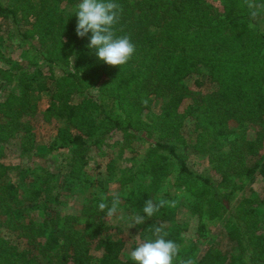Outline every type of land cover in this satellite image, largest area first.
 Listing matches in <instances>:
<instances>
[{"label":"trees","instance_id":"obj_1","mask_svg":"<svg viewBox=\"0 0 264 264\" xmlns=\"http://www.w3.org/2000/svg\"><path fill=\"white\" fill-rule=\"evenodd\" d=\"M78 1L0 3V16L10 20L15 39L36 51L42 62H32V70L23 72L0 67V150L23 134L19 153L27 162L11 167L0 154V264H136L130 252L138 243L154 240L158 225L165 226L166 239L181 245L174 264L193 256L197 264H264V235H258L264 194L252 191L232 206L236 191L264 180V33L251 26L249 16V4L262 0H114L123 9L114 32L129 36L136 46L123 66L97 57L88 47L91 33L77 36L73 12ZM21 22L31 28L21 32ZM200 67L207 68L217 89L200 94L181 112L188 93L183 81ZM97 87V93L89 92ZM43 95L50 99L44 116L59 123L61 145L51 150L68 149L60 154L57 174L51 172L48 154L43 155L44 169L30 162L44 148L34 147L32 127L22 120ZM155 99L163 101L160 114L151 111ZM187 122L195 134L189 142L183 133ZM251 126L257 128L255 138L248 135ZM117 135L123 138L121 154H130L123 149L133 142L150 150L130 170L118 172L119 178L114 164L103 170L97 165V174L86 170V138L99 148ZM191 149L209 159L207 174L191 168ZM14 171L22 182L12 177ZM54 176L55 195L45 190ZM111 183L119 186L123 221L106 218L98 208L101 195L110 203ZM169 184L173 188L168 190ZM63 188H85L94 196L80 215H67L62 212ZM172 190H180V203L175 196V206L165 203L143 224L129 227L127 218L143 215L147 200L171 202ZM26 209L42 211L44 221H22ZM182 209L192 217V237L190 228L176 227ZM224 213L229 215L225 232L238 247L221 251L212 240ZM108 220L115 225L107 227ZM91 244L102 251L97 263Z\"/></svg>","mask_w":264,"mask_h":264},{"label":"rangeland","instance_id":"obj_2","mask_svg":"<svg viewBox=\"0 0 264 264\" xmlns=\"http://www.w3.org/2000/svg\"><path fill=\"white\" fill-rule=\"evenodd\" d=\"M8 3L10 0H0V3ZM80 2V0L78 1ZM219 4V3H217ZM260 10L261 15L258 17L255 21H252L251 26L257 28V30L262 31L264 33V0H262L260 3L256 4ZM62 6L65 8V3L62 4ZM73 7V6H72ZM72 7H68L67 11L72 12L74 9ZM73 14H76V10L73 12ZM33 21V20H32ZM21 32H25L27 29H30L31 26L28 25L25 22H21ZM16 36L14 34L13 26L11 25V22L8 18H4L0 16V67L4 68H19L17 71H26V70H32L30 65L31 63L35 62L38 65H41L42 62L40 59L36 60L37 52L34 50H31L27 46H22L20 43L15 39ZM73 62L70 60L68 63V67L73 71L72 69ZM45 63L43 62V66ZM27 74V73H26ZM26 74L24 73L22 77H26ZM184 85L188 89V93L184 99V102L182 104L181 112H183L187 106L192 105L196 102L197 98L200 94H210L213 91L217 89V85L211 82V80L208 77V71L206 67H200L197 72L188 78H186L183 81ZM52 88V87H50ZM98 87L89 90L90 93H97ZM80 98V97H79ZM78 98V99H79ZM77 100V99H76ZM50 106V99L43 95L42 98L38 100L37 108L35 110L28 109L27 113L22 117V120L26 123V125H29L32 127L30 136L31 141H33L34 147L41 146L43 149V154L35 152L33 153V159H31V163L37 167L38 169H44L48 165L46 162H43L44 158L43 155L48 154L46 157L47 159H51L50 161V168L52 174H57V170H59L61 164L60 161L61 156L68 153V149H55L51 150L53 146H60L61 140L58 138L57 135V125L59 124L56 122V120L51 119L49 120L46 116H44L45 111ZM163 106V101L161 99H155L151 111L155 114H160L161 109ZM0 121H3L2 118H0ZM256 127H249L248 135L252 138L256 136ZM184 136L189 142V138L192 137L195 138L194 134V125L192 122H187L184 126L183 130ZM23 135V134H22ZM17 138H14L11 141V145H7L4 148H1L0 154L3 157V162L9 166H16L18 164H22L23 166H26L27 162L25 158H20L19 153V147L21 144V136ZM24 136V135H23ZM26 137V136H24ZM231 138V137H228ZM192 140V139H191ZM190 140V141H191ZM123 141V138L121 135L115 136L112 140H110L106 145L100 147H93V141L89 138H86V142L88 147L90 148V154H89V162L90 165L87 166L86 170H88L92 174H97V165H99L101 170L104 168H107L114 164V168L116 169V178H119L118 172H126L130 170L131 166L133 164H136L138 161L142 160L145 157L146 152L150 150V146L145 144H140L138 142L131 143L130 146L127 148L125 147L123 150L125 152L121 154V142ZM140 144V145H139ZM109 145V146H108ZM16 146V147H14ZM147 147V151L146 148ZM33 148V149H35ZM262 149H264V146H262ZM136 160V161H135ZM188 161L191 166V168L196 171L199 174L205 175L207 174L209 170V159L205 156H198L196 153L191 149L188 152ZM134 166V165H133ZM120 167V168H117ZM16 171H14L15 173ZM41 171L38 170V177L40 175ZM13 178L18 180L17 182H22L21 177H18L15 174L12 175ZM174 177H172L173 179ZM171 180V179H170ZM40 182V181H39ZM37 182L36 185L40 186L41 183ZM57 178L54 176L51 178V181L48 183L46 187V191L52 192L53 195L56 194L57 189ZM249 186V187H248ZM247 187L250 188L249 190L246 188L243 191H236L235 195L233 196L232 200V206L239 205L242 200L246 197V195H250L252 191H255L257 193H260L261 195L264 194V180L262 178H258V181L254 184H250ZM110 189L107 191V195L112 198L113 192H118V183H111L109 186ZM168 190L173 188L171 184L167 186ZM21 191V190H20ZM62 194L64 195V198L62 199V212L64 211V214L67 215H80L82 208L85 206V204L90 201V199L94 196L91 195V191L81 188V189H75V191H67L65 188H63ZM172 194H174L173 199L171 202H174V197L176 196V201L178 203L181 202L182 194L180 193V190L171 191ZM65 196L69 198H65ZM20 199H23L24 201L26 198L22 197V194L19 196ZM122 204V203H121ZM121 210V209H120ZM187 210V209H186ZM121 214V211L119 213ZM179 219H177L176 223L177 226L183 230L189 229L191 232H188L187 235L192 237L193 236V230L191 229L192 226V217L189 216L188 212L182 209V212L177 215ZM24 222L29 221H35L37 223H42L44 221V214L42 211L37 209H26L22 212L21 218ZM229 219V215L227 213H224L222 217H220L217 220L216 224V230L213 236H217V238H214L212 240V243L216 244V247L220 249L221 251L230 250L231 248H237L238 243L235 239L229 238V235L225 232V225L227 223V220ZM114 220H108L106 222L107 227L115 225L113 223ZM175 223V224H176ZM57 233H61V230L58 228L56 230ZM259 234L264 235V222L261 223V229L258 231ZM186 234V233H185ZM40 239L43 240V235L40 236ZM211 242V241H210ZM209 243V242H207ZM91 254L93 257V262L97 263L99 259L102 256V251L97 250L96 245L91 244ZM200 254H202V251L204 247L201 248ZM239 252V250L237 251Z\"/></svg>","mask_w":264,"mask_h":264},{"label":"clouds","instance_id":"obj_3","mask_svg":"<svg viewBox=\"0 0 264 264\" xmlns=\"http://www.w3.org/2000/svg\"><path fill=\"white\" fill-rule=\"evenodd\" d=\"M250 19L255 21L261 15L260 8L254 3L249 4ZM123 9L114 0H80L76 5L77 25L76 34L80 38L89 37L88 47L95 50L97 57L110 66L126 65L134 56L136 46L127 35L116 36L114 26L119 22ZM99 210L105 214L106 218L125 220L119 215L121 197L118 192L112 193L110 203L101 195ZM165 203L163 200L154 202L149 199L143 207V215L136 213L128 217L126 223L129 227L141 225L145 222V217H152L160 211ZM164 225H158L154 229L155 239L145 240L130 252L131 260L136 264H174L181 251V245L173 240L166 239L168 233L164 230ZM198 257H188L181 259L180 264H197Z\"/></svg>","mask_w":264,"mask_h":264}]
</instances>
